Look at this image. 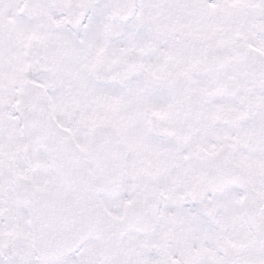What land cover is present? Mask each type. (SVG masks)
I'll return each mask as SVG.
<instances>
[{"label":"snow or ice","instance_id":"obj_1","mask_svg":"<svg viewBox=\"0 0 264 264\" xmlns=\"http://www.w3.org/2000/svg\"><path fill=\"white\" fill-rule=\"evenodd\" d=\"M0 264H264V0H0Z\"/></svg>","mask_w":264,"mask_h":264}]
</instances>
